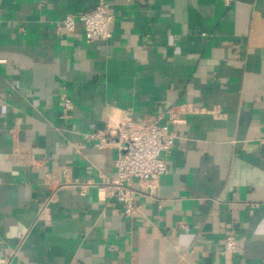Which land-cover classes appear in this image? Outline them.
I'll return each instance as SVG.
<instances>
[{
  "label": "crops",
  "instance_id": "crops-1",
  "mask_svg": "<svg viewBox=\"0 0 264 264\" xmlns=\"http://www.w3.org/2000/svg\"><path fill=\"white\" fill-rule=\"evenodd\" d=\"M101 2L111 40L55 33ZM126 118L176 137L133 220L81 188ZM0 264H264V0H0Z\"/></svg>",
  "mask_w": 264,
  "mask_h": 264
},
{
  "label": "built area",
  "instance_id": "built-area-1",
  "mask_svg": "<svg viewBox=\"0 0 264 264\" xmlns=\"http://www.w3.org/2000/svg\"><path fill=\"white\" fill-rule=\"evenodd\" d=\"M235 0H223L230 5ZM115 17L110 4L101 2L93 10L80 15H68L55 29L59 36L73 34L77 26L83 27L85 39L109 41L112 39L111 25ZM73 105L65 102V112ZM97 149L108 147L118 148L122 154L115 161V177L104 178L100 183L87 182L81 188L95 186L104 199L118 201L123 209V215L129 220L141 216V209L136 203L140 192L154 194L159 186L161 177L169 169L165 155L175 146L176 137L167 125H139L131 118H126L105 131H95L85 135ZM32 157V156H31ZM139 185L136 189L135 185ZM237 252V239L234 231H229L223 241V255H234Z\"/></svg>",
  "mask_w": 264,
  "mask_h": 264
}]
</instances>
